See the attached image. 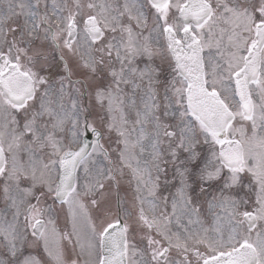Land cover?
<instances>
[{"label": "snow or ice", "instance_id": "snow-or-ice-1", "mask_svg": "<svg viewBox=\"0 0 264 264\" xmlns=\"http://www.w3.org/2000/svg\"><path fill=\"white\" fill-rule=\"evenodd\" d=\"M0 264H264V0H0Z\"/></svg>", "mask_w": 264, "mask_h": 264}]
</instances>
